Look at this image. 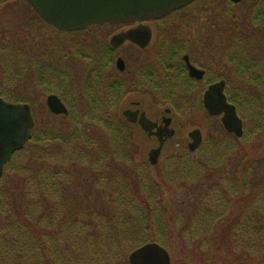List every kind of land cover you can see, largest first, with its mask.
<instances>
[{"label": "rangeland", "instance_id": "1", "mask_svg": "<svg viewBox=\"0 0 264 264\" xmlns=\"http://www.w3.org/2000/svg\"><path fill=\"white\" fill-rule=\"evenodd\" d=\"M261 5L264 6V0H253L248 3L242 1L238 4H231L230 0H197L185 9L169 15L162 23H146V25L151 30L153 37L155 33L160 32V30L168 34H175L178 31L182 33L196 28L205 30L208 29L207 24L214 27L212 29L217 30V28H215L216 25L220 26L223 21L228 25L230 17L232 16H237L238 18L243 17L249 20L256 15H261ZM222 17H225V19ZM196 18L201 20L202 23L204 22V26L202 24H197L196 27ZM38 20V16L33 12L26 0H10L7 4L0 5V37L2 38H0V91H10L13 94L29 98L32 101L30 107L32 108L35 118L33 130L36 132L40 133L48 128L54 130H60L64 127L70 130L76 127L79 128L86 118H80L77 122H74L73 118L72 120L67 118L63 121L59 119L62 116H55L49 112L45 104L46 97L49 95L58 96L66 106L67 111L68 106L61 99L60 95L57 93H48L45 87L43 88L35 84L37 78H35L34 68L31 74V70L28 69V66L32 67L31 64H29L30 59L33 55H40L42 53L41 49L47 52L51 50L54 45H57L58 47L56 46L57 48L55 49L57 50L56 54L50 51L49 55L51 56V61L55 64L50 63V66H52V68H57L58 66L56 65L67 67L73 75L70 76L68 74L65 82L80 84V81H83L86 77L85 74L90 68V62L94 58L98 60L99 57H101L99 54V47L109 43L113 36L121 31H126L130 26L125 25L115 28L110 26H92L75 33H64V35H60L57 33L61 32L56 31L43 22L42 25H40ZM43 24L45 26L41 28ZM261 24V22H256L257 28L259 26L261 29ZM53 31L56 34H54ZM23 36L26 38H23ZM252 36L253 37L249 38L250 41L244 47V50L240 51L243 52L241 54L242 56L244 55V57H247V61L256 65V71L253 73L255 75L262 73L261 66L264 67V29L261 30V39L256 35V30L255 35ZM52 37L56 40L51 41ZM252 41L256 44L251 45L250 43ZM231 42H233V40H231ZM257 43H259V45H257ZM152 45H155L154 41ZM232 46L236 47V44H232ZM68 48H70L71 51L76 49L77 52H81V57L70 56L71 59L63 57L64 54L62 53L68 50ZM68 52L69 50L67 53ZM233 53H235V50H232V54ZM119 55L124 58V62L128 69L132 65L131 61L137 53L131 45L124 44ZM12 61H17V63ZM39 63H42L46 69L49 67V64H47L45 60L39 61ZM16 70L19 71L15 74ZM232 70V73L235 70L239 71L237 63H232ZM8 73L14 74L13 76L19 79L14 78L9 80L6 77ZM103 77L99 74L100 99L107 95V86L115 81L107 72ZM18 82H22V84L18 85ZM259 86L260 84L252 85V83L247 85H230L231 95H235V92L239 91L244 95L246 94L251 100V103L247 107H242L239 112L237 111L238 116L243 122V135L241 138H235L233 135L227 134L217 118L208 117L202 108L201 101L199 103L198 100L194 102H187L185 100L187 103L183 106V101L177 100L174 101L173 106H170L168 102L162 104L163 101H161L158 96L148 97L141 94L129 93L130 95L122 98L117 105L116 112L117 110L118 112L116 114L120 117L119 120L123 124L125 123L121 117V112L124 110H133L135 109L134 105L137 104L139 111L145 112L146 118L151 121L159 120L161 114H163V117H170L172 119L170 128L175 132L162 147L158 164L150 166L148 163V154L151 150L158 147L156 139L154 137H147L145 133H143V130L137 125H127V128L132 134L131 139L136 156L132 164L120 165L124 172L123 174H121V172L117 174L122 177L114 176L112 180L118 185L116 187L117 189H119L122 182L124 185L128 184L129 187H126L127 190L125 191V188L122 193H112L113 191L111 190L100 189L104 184L103 182L99 183V205L102 212L100 227L99 219L94 222V226L97 225L96 228L98 230V235L96 236V240L98 241V253L96 256L90 253L94 249L91 245L93 237L87 241L73 240L71 241V250L69 249V251H73L77 248L80 252L79 255L76 256L78 261L72 264H128V255L135 250L133 247L136 245L134 236H130L125 232L123 223L125 220L132 224L140 215H142L143 220H145L148 218L146 214L147 207L151 209V212H154L153 216L155 220L153 224L157 223L156 210L159 209L168 213V217L170 218L169 223H171L172 226H177L183 219V212H185L187 208L185 206L189 202L191 203L190 200H193V198L187 194L188 191L187 193L184 190L182 191L174 182H172V184L170 183L171 185L166 184L164 178H175L176 176H180L179 174H181L180 171L182 166H177V163H185L189 158L192 160L195 159L196 163L203 166L202 161L204 162L208 159L207 157H203L206 155L203 154V151H205L204 148L209 146L210 143L217 147H227V151L223 158L215 157L213 163L218 164V169L215 174L205 177V182H208L206 186L210 183L212 184L213 178L216 177L224 184L226 189L230 186L234 188L233 193H237L235 196L236 198H239L240 193H251V197L256 198L258 195L257 193H261V176L264 173V127L261 128V125L260 127L256 125V122L259 121L257 117L259 115L261 116V89ZM74 89H76L75 85L71 87V93ZM71 97L75 99L76 112L73 113L74 117H77L84 111L81 102H85V100H80V96L77 93H74ZM80 105L82 106L81 111L77 109V107L80 108ZM164 109L171 110V113L164 116ZM103 112L104 111H101L99 114ZM262 112L263 117L264 108ZM87 114L88 110L82 116H86ZM62 124L64 125L60 128ZM194 129H199L201 131L202 139L203 141L205 140L206 144L204 145L203 143L202 148L200 146L194 153L190 154L186 148L189 143L187 135ZM99 130L102 129L99 128ZM188 155L190 157H188ZM261 157L263 158L261 159ZM54 159L56 158L54 157ZM44 162H50L53 168L60 165L52 158L50 161L48 159ZM10 163H12V166L10 168H4L0 179V217L3 219V223L0 225V235L4 234L7 227H9L6 221L9 208L12 206L11 216L15 217L16 214H19L18 207L21 206L19 203L20 199L13 193H19L21 189L24 190L27 174L25 170L28 168L32 170V167L28 166L29 162H26L23 156L11 160ZM64 166L68 168L66 163H64ZM142 171H145L144 175L141 174ZM76 180L77 174L73 170L68 172L67 181L69 185L67 197H71L74 204L79 201L77 199H82L85 194L77 187L75 183ZM238 181H242L244 190L240 188L241 183ZM156 185L158 188L160 186L162 189L159 191L160 193H155L150 197ZM139 186L142 187V190H136ZM203 186H205V184H203ZM184 189H189L185 182ZM100 191L102 192L100 193ZM73 193L78 194L72 195ZM195 193L198 192L196 191ZM225 193L231 192L230 190H226ZM219 194L222 195V193ZM20 195L22 198L26 197V205L36 204L34 214L39 211L41 217L43 216V211L49 212L53 209L55 200L59 198V193H53V196L49 194L51 199L48 198V202L42 201L39 193H32L27 196L20 192ZM119 195L122 197V205L115 200L116 198L114 199V197ZM28 197H34L33 200L35 202L31 204ZM145 202H147V204ZM18 203L20 204L19 206ZM126 203H129L128 207ZM37 205L39 206L38 208ZM255 207H257V205H255ZM97 209H99V206H97ZM111 218L112 221L109 222V224L106 223V221H110ZM149 221L151 222V220ZM64 224L69 227L68 222L65 221ZM67 227L65 228L70 230V227ZM49 232V230L41 229L40 233L41 237L43 234L46 235L41 239H44L51 251L52 246L50 238L52 235ZM162 238L167 242V245L170 246L165 249L170 255L172 264H180V262L176 263L175 255L180 257L177 258L179 261L186 258L187 261L195 264H210L209 262L213 260L212 254L206 255V253L200 250H195L196 253L193 254H187L186 251L185 254L184 252L186 249H182L176 244L175 241H177V239L175 241L173 239L168 240L167 235L162 236ZM57 245L65 246V243L64 241L62 243V241L58 240L57 244H55L56 250ZM69 257L70 256L67 255L66 258ZM188 257L189 259H187ZM53 258L58 262L56 254H54Z\"/></svg>", "mask_w": 264, "mask_h": 264}, {"label": "trees", "instance_id": "2", "mask_svg": "<svg viewBox=\"0 0 264 264\" xmlns=\"http://www.w3.org/2000/svg\"><path fill=\"white\" fill-rule=\"evenodd\" d=\"M9 1L0 0V5L7 4ZM262 16L263 13L261 12ZM222 18L225 19V17ZM258 18L259 15L249 20L232 16L228 25L223 21V24L221 23L220 26L216 25L215 28L229 30L230 39L233 40L232 44L240 46L242 44L240 41L241 37L244 32H248V28L245 25L248 24L249 26L248 38L253 37L252 35H255V30H257L256 22H258ZM263 19L261 18V23ZM38 23L42 25L40 19ZM44 26L43 24L41 28ZM261 29H264V27H261ZM57 34L64 35V33ZM23 38L26 37L23 36ZM55 40L52 37L51 41ZM250 44L256 43L252 41ZM56 46L54 45L47 52L39 47L42 53L31 57L29 64L32 67L28 66V69L31 70L30 74L34 70L35 78H37L35 84L45 87L48 93H57L68 106V115L62 116L59 118L60 120L64 121L67 118L71 120L73 118L74 122H77L80 118H86V120L83 121L81 127H76L72 130L66 127L62 128L64 124L61 125L60 128L62 129L60 130L48 128L40 133L33 130L31 140L21 151L12 156L11 160L23 156L26 162H29L28 166L32 167V170L31 168L25 170L27 174L24 190L21 189L19 193H13L20 199L19 203L21 206L18 203L19 214H16L15 217L10 215L12 206L9 208V214L6 219L9 227H7L4 234L0 235V264H72L78 261L76 256L79 255L80 250L78 251L75 248L73 251H69L71 241H87L91 237H93L91 245L94 249L90 253L96 256L98 253V241L96 240L98 230L96 228L97 225L94 226V222L99 219L100 227L102 216L99 205V183L103 182L104 184L100 189L111 190L113 191L112 193H122L126 187H129L128 184L124 185L122 182L119 189H117L118 185L112 180L114 176H121L117 173L121 172L123 174L124 171L120 165L132 164L136 156L131 139L132 134L127 128L129 124H123L119 120L120 117L116 114L117 105L123 98L122 90L115 89L117 84H111L107 86V95L100 99L99 59L95 58L90 62V68L85 74L86 77L83 81H80V84L66 83V77L68 74L70 76L73 75L72 72L67 67L60 65H56L58 66L57 68L50 66V63H54L51 61L49 54L50 51L56 54L57 50L55 49L58 47ZM68 50L69 52L67 53ZM68 50H63V57L67 59H71L70 56L81 57V52H77L76 49L71 51L68 48ZM42 59L49 64L47 69L42 63H39V61H43ZM12 62L17 63V61ZM233 62L237 63L238 72L245 68V73L248 74L249 79L257 68L255 64L249 61L242 64L240 58L233 59ZM19 70H16L15 74ZM261 70V84L259 83V88L261 89V116L257 115L259 121L256 122V125L257 127L261 125L262 128L264 127L262 117V109L264 108L263 66H261ZM13 75L8 73L6 77L9 80L18 78ZM254 77L259 78L260 74L258 73ZM32 79L35 80L34 78ZM17 84L20 85L22 82ZM74 85L76 89L71 93L70 89ZM177 87V85L167 86L170 90L172 88L174 90ZM74 93L80 96V100H85V102H81L84 111L77 117H74L73 113L76 112L75 99L71 97ZM0 99L11 103L32 105V101L29 98L20 97L10 91H0ZM167 102L172 106L174 104V101L167 99L163 100L162 104ZM230 103L235 105L239 112L242 107H247L251 100L246 94L244 95L238 91L231 96ZM77 109L81 111L82 106L80 105V108L77 107ZM87 110L88 114L82 116ZM101 111L104 112L99 114ZM99 128L102 130H99ZM203 143L204 145L206 144L205 140ZM204 149L203 154L206 155L203 157L208 158L206 161H202L204 167L196 163L195 159L189 158L185 163H177V166H182L181 174H179L181 177L164 178L166 184L171 185L174 182L182 191L184 190L186 193L188 191L187 194L193 198V200H190L191 203L189 202L185 206L187 208L183 212L182 221L177 226H172L169 223L168 213L158 209L156 210L157 223L153 224L155 220L154 212H151V209L147 207L146 214L148 218L145 220H143L142 215L138 216L132 224L124 220L125 232L130 236H134L135 239L136 246L133 248L136 249L149 242L157 243L164 248L170 247L162 238V236L167 235L168 240L173 239L175 241L177 239L175 241L176 244L180 248L186 249L185 254L186 251L187 254L196 253L195 250L203 251L206 255L212 254L213 260L209 262L210 264H264V173L261 176V193H257L256 198H252L251 193H240L239 198H236L237 193H233L234 188L230 186L226 189L218 178L214 177L212 184L210 183L208 186H206L208 182H205V177L215 174L218 169V164L213 163L215 157L223 158L227 147H217L210 143ZM188 157L190 156L188 155ZM51 158L60 165L53 168L50 162H44L48 159L50 161ZM10 162L5 168L12 166ZM64 163H66L68 168L64 166ZM71 170L77 174V180L75 181L77 187L85 193L82 199H77L79 200L78 202L76 201L78 204H74L73 199L67 197L69 185L67 175ZM144 172L142 171L141 174L144 175ZM184 182L189 189H184ZM238 182L241 183L240 188L244 190L242 181ZM161 189L160 186L158 188L156 185L150 197L155 193H160ZM136 190H142V187L139 186ZM226 190H230L231 193H225ZM196 191L198 193H195ZM20 192L27 196L32 193H39L41 200L46 202L50 198L49 194L53 196V193H59V198L57 200L54 199V207L51 211L41 210L43 211V216L41 217L39 211L34 214L36 204L26 205L27 199L26 197L22 198ZM219 193H222V195ZM76 194L78 193H73L72 195ZM33 198L28 197L31 204L35 202ZM114 199L121 204V195L114 197ZM145 203L147 204V202ZM126 204L128 207L129 203ZM97 206H99V209H97ZM65 221L69 223L70 228L64 224ZM111 221L112 218L106 223L109 224ZM2 223L3 219L0 217V225ZM41 229L49 230L52 235V240L50 238L51 251L44 239H41L46 236L43 234L41 237ZM58 240L62 241V243L64 241L65 246L57 245L56 250L55 244H57ZM48 248L49 251L47 252ZM54 254L57 255L58 262L53 258ZM67 255L70 257L66 258ZM175 257L176 263L195 264L187 261L186 258H183L182 262L177 259L180 257H177V255Z\"/></svg>", "mask_w": 264, "mask_h": 264}, {"label": "water", "instance_id": "3", "mask_svg": "<svg viewBox=\"0 0 264 264\" xmlns=\"http://www.w3.org/2000/svg\"><path fill=\"white\" fill-rule=\"evenodd\" d=\"M34 13L46 25L58 32H77L90 26L105 24H125L143 21H155L181 10L195 0H26ZM239 3L243 0H230ZM151 38L148 27L137 31H128L115 35L110 44L116 48L126 40H130L139 47H145ZM191 77L200 79L202 72L193 68L185 58ZM120 71L124 70L121 59L116 63ZM45 104L49 112L55 116L67 115L68 111L56 95L46 97ZM202 105L209 116H221L220 122L227 133L236 138L243 135V125L236 113V108L229 104L223 95V83L212 84L207 87L202 97ZM124 117L129 123L136 122L137 112L125 111ZM264 117V115H263ZM138 123L141 129L151 135L154 126L140 115ZM35 121L31 108L27 104L11 103L0 99V177L4 167L11 160L14 153L21 151L32 138ZM172 134H170L171 136ZM191 142L187 145L189 152L193 153L201 144L202 136L198 130L188 134ZM160 145L148 154V162L154 166L162 150ZM128 264H171L169 253L157 243H147L133 250L128 255Z\"/></svg>", "mask_w": 264, "mask_h": 264}, {"label": "flooded vegetation", "instance_id": "4", "mask_svg": "<svg viewBox=\"0 0 264 264\" xmlns=\"http://www.w3.org/2000/svg\"><path fill=\"white\" fill-rule=\"evenodd\" d=\"M261 12L263 13V16L261 17V15H259L258 22H261V18H264V6L262 5ZM166 18L155 21L150 20L100 26H110L114 28L125 25L130 26V28L126 31H121L118 33L121 34L128 31H137L143 29L147 27L146 23H162ZM262 21L261 27H264V19ZM195 23L196 27L197 24H202L204 26V22L202 23L201 20H198V18H196ZM245 27L248 28V32H244V35L241 37L240 41L242 45H236V47L232 46L229 30H215L212 29L214 27H212L210 24H207L208 29L205 30H199L196 28L194 30H188L182 33L179 31L177 33L174 32L175 34H168L160 30V32L155 33L154 37L151 32L150 41L143 48L139 47L130 40H126L120 46L114 48L110 44L111 39L114 37L113 36L109 43L99 47V54L101 56L99 57V74L101 77H103L106 72L110 74L111 78L115 79V81L111 84H117L115 89L122 90L123 98H125L127 95H130L131 93L141 94L148 97L158 96L161 101L165 99L172 101H183V106H185L188 101L194 102L197 100L199 103L201 101L202 105V97L207 87L212 84L222 82L223 95L225 96L226 101L230 103L232 96L230 91L231 84H261V73H259V78H256L254 77V74H251L252 77L250 79L248 78V74L245 73V68L241 72L235 70L232 73L233 59L240 58L242 64L247 62V57L241 55L243 53L242 51L244 50V47L250 41L247 36V34L250 32L248 24L245 25ZM261 30L262 29H260L258 26L256 35H258L260 39ZM153 41L155 43L154 46L152 45ZM124 44L131 45V47H133L137 53L133 59L131 58L132 65L128 69L124 62V58L119 55ZM257 45H259V43H257ZM153 47L155 48V51ZM232 50H235V53L232 54ZM185 58L193 68L202 72L200 79L190 76ZM119 59L123 61V71H120L116 66V63ZM172 85H177L178 87L174 90L173 88L171 90L167 88V86ZM188 85L189 87H187ZM155 87H157V89H155ZM137 107L138 105L136 104L134 105L135 109L129 110L131 112H137V115L135 116V123L127 122L123 114L127 110L121 112V117L125 121L124 123L137 125L140 127L138 120L142 113L145 115V112L139 111ZM163 113L164 116H167L171 113V110L164 109ZM208 117L217 118L219 122L221 119V116L212 117L208 115ZM146 119L149 120L148 118ZM149 121L154 124L151 133L159 134L158 137L154 135H151L150 137H154L156 139L158 147L160 145V139L163 143V147L167 140L171 138L175 132L170 128L172 125V119L168 116L163 117V114H161L159 120ZM194 130H198L201 133L199 129ZM143 133H145V135L148 137L146 132L143 131ZM170 134L172 135L170 136Z\"/></svg>", "mask_w": 264, "mask_h": 264}]
</instances>
